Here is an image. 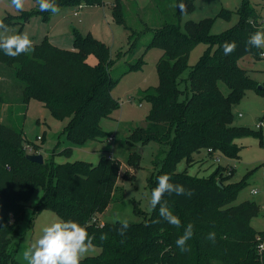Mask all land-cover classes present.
Here are the masks:
<instances>
[{
    "label": "trees",
    "instance_id": "1",
    "mask_svg": "<svg viewBox=\"0 0 264 264\" xmlns=\"http://www.w3.org/2000/svg\"><path fill=\"white\" fill-rule=\"evenodd\" d=\"M170 1L173 10L166 11L167 20L156 27L146 47L163 49L157 62L159 83L144 92L151 103L147 124L134 129L129 141L142 144L156 141L167 147L165 157L157 160L158 168L148 178V184L155 188L157 177L166 173L171 175L172 182L192 190L190 198L175 194L164 197L169 209L179 216L181 227H173L160 217L158 207L144 221L129 223L124 236L118 234L120 221L98 220L118 193L122 194L119 177L134 179V170L140 166L139 153L130 155L124 174L121 162L111 156H102L97 164L84 160L55 164L46 159L39 163L26 156L38 146L27 142L23 128L14 126L13 121L2 120L5 105L10 106L9 115L15 104H23L24 112L34 97L54 116L69 118L65 132L71 141L83 143L105 137L101 120L110 117L121 105L112 93L120 79L112 72L116 58L104 42L75 30L74 48L43 40L32 43L31 51L15 58L0 49V264H23L11 246L19 235L27 203L40 186L43 195L34 208V216L43 209H51L61 220L76 221L95 237L93 245L100 248L99 253L83 257L80 264H264V249H259L264 243V230H257L251 224L261 205L254 200L234 203L246 180L225 183L232 169L227 171L221 166L211 177L177 171L180 160L192 162L202 148L238 158L241 147L234 138L257 133L249 126L234 124L233 106L250 89L264 95V86L259 88L249 70L238 63L248 54L261 57L264 49L246 51L245 42L257 28H264L263 18L251 0H243L237 9L238 23L216 35L211 33L210 17L188 20L183 28L182 18L194 10L195 0ZM55 3L61 9L71 5H99L103 0H55ZM181 4L185 6L183 12ZM32 11L45 20L53 14L41 12L36 0ZM111 12L116 22L127 31L132 30L120 1L113 4ZM27 16L26 12L7 13L0 21L8 26L23 24ZM225 41L237 43L231 55H224ZM200 42H206L208 48L188 75L183 76L190 66V52ZM90 55L97 57L96 64L89 62ZM142 62L140 56L129 68H139ZM220 82L227 84L228 93L222 91ZM27 145L32 147L31 152ZM65 151L69 153L71 147ZM189 223L194 229L193 237L187 242L190 250L181 252L175 242ZM210 232L215 233L214 243L207 239ZM104 234L107 239L101 240Z\"/></svg>",
    "mask_w": 264,
    "mask_h": 264
},
{
    "label": "rangeland",
    "instance_id": "2",
    "mask_svg": "<svg viewBox=\"0 0 264 264\" xmlns=\"http://www.w3.org/2000/svg\"><path fill=\"white\" fill-rule=\"evenodd\" d=\"M116 1L124 6L125 19L131 26V31L115 21L111 9ZM250 2L264 20V0ZM242 4L243 0H195L194 10L183 16L182 26L184 28L188 20L199 21L210 17L211 33L222 34L238 23L240 14L237 9ZM34 7L35 0H23L22 11H17L11 0H0V18L6 12L28 13L23 24L9 25L7 33L0 30V39L27 34L32 43L49 40L63 48H74L75 30L83 35H93L108 45L112 56L116 58L112 72L115 78L120 79L114 85L112 93L121 105L110 117L102 118L105 137L91 138L83 143L73 142L67 137L65 127L69 118L54 116L38 98L32 97L24 112L23 104H15L10 115V106L5 105L1 114L2 120L7 123L13 121L14 126L22 127L27 142L38 146L32 153H41L46 160L55 164L76 160L97 164L102 156H111L121 162V171L124 174L129 167L130 155L133 152L139 153L140 166L134 170V179H123L122 175L119 177L118 184L123 190L122 194L118 193L111 204L99 214L98 220L116 222L126 219L129 223L144 221L152 211L150 199L153 188L149 186L148 178L158 168L157 160L165 157L167 147L156 141L133 143L129 141V137L134 129L147 124L151 103L144 97V92L159 83L157 62L163 49L158 46L146 47L156 27L167 20L165 13L173 10V4L170 0H103L99 5L63 7L48 20L33 12ZM207 48L206 42H200L191 50L188 60L190 66L183 76L188 75ZM140 56L143 57L141 67L130 69V64L136 62ZM88 60L92 64L98 61L95 55H90ZM238 63L249 70L258 85L264 86V57L256 58L248 54L241 57ZM220 87L224 93L229 92L225 82H220ZM233 112L234 124L249 126L257 131L234 138V142L241 147L239 157H228L219 150L210 154L208 149L202 148L195 154L192 162L180 160L177 171H186L197 177H211L219 166L227 168V171L231 168V174L225 171V183L246 180L234 203L244 200L258 202L261 210L251 224L257 230H264V95L256 89L248 90L241 101L233 106ZM68 147H71L69 153L65 151ZM254 189L258 192L254 193ZM42 195L43 188L40 186L27 203L19 235L11 246L15 257L23 264H28L24 253L41 237L43 229L61 221L55 211L47 208L34 216V208ZM99 251L100 248L94 245L84 257L94 256Z\"/></svg>",
    "mask_w": 264,
    "mask_h": 264
},
{
    "label": "clouds",
    "instance_id": "3",
    "mask_svg": "<svg viewBox=\"0 0 264 264\" xmlns=\"http://www.w3.org/2000/svg\"><path fill=\"white\" fill-rule=\"evenodd\" d=\"M41 12L50 11L55 14L60 9L55 0H36ZM12 5L17 11H22L23 0H11ZM181 11L185 10V6L181 4ZM252 21L250 20L249 23ZM0 30L4 33L8 32V25L0 21ZM251 48L264 49V28H257L255 32L250 34L245 42V50ZM0 49L9 57H17L20 54L28 53L32 50V41L27 34H16L5 36L0 39ZM237 49L235 41H225L223 44L224 55H231ZM264 56V51H261ZM186 196L191 197L193 192L184 185L172 182L169 174H162L157 177V185L151 191L150 206L153 210L159 208V215L170 225L176 228L181 227L179 216L174 215L169 209L165 196ZM129 222L126 219L120 221L118 234L124 236L129 228ZM193 225L189 223L185 228L183 235L176 240V246L181 252L189 251L187 242L193 237ZM94 236L89 235L85 227L73 220L59 221L51 226L43 229L41 237L24 253V258L28 264H80L81 259L94 247ZM107 239V235L101 236V240ZM207 239L215 242V233L210 232Z\"/></svg>",
    "mask_w": 264,
    "mask_h": 264
},
{
    "label": "water",
    "instance_id": "4",
    "mask_svg": "<svg viewBox=\"0 0 264 264\" xmlns=\"http://www.w3.org/2000/svg\"><path fill=\"white\" fill-rule=\"evenodd\" d=\"M258 87L262 88L263 86L258 85ZM26 156L28 159L35 161V162H39V163H43L45 160L44 156L41 153H28ZM218 183L222 185L221 181H219Z\"/></svg>",
    "mask_w": 264,
    "mask_h": 264
},
{
    "label": "built area",
    "instance_id": "5",
    "mask_svg": "<svg viewBox=\"0 0 264 264\" xmlns=\"http://www.w3.org/2000/svg\"><path fill=\"white\" fill-rule=\"evenodd\" d=\"M261 57H264V56H261ZM257 126H258V127H261V124H258ZM38 138L41 139V136H39ZM111 138H112V137H111ZM26 149H27L29 152L32 151V147H31L30 145H27V146H26ZM209 151H211V152L214 153V151H213L212 149H209ZM253 192L256 193V192H258V190L254 189ZM259 249H261V250L264 249V243H261V244L259 245Z\"/></svg>",
    "mask_w": 264,
    "mask_h": 264
},
{
    "label": "crops",
    "instance_id": "6",
    "mask_svg": "<svg viewBox=\"0 0 264 264\" xmlns=\"http://www.w3.org/2000/svg\"><path fill=\"white\" fill-rule=\"evenodd\" d=\"M4 13V12H3ZM6 14H7V12H6ZM5 13L3 14L4 16L6 15ZM0 16H1V14H0ZM264 21V20H263ZM239 115H242L241 113L239 114Z\"/></svg>",
    "mask_w": 264,
    "mask_h": 264
}]
</instances>
